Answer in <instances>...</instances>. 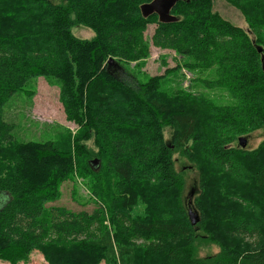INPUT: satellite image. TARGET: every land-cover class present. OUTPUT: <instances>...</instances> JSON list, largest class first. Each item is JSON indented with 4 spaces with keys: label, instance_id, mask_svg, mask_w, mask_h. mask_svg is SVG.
Here are the masks:
<instances>
[{
    "label": "trees",
    "instance_id": "trees-1",
    "mask_svg": "<svg viewBox=\"0 0 264 264\" xmlns=\"http://www.w3.org/2000/svg\"><path fill=\"white\" fill-rule=\"evenodd\" d=\"M152 1L0 0V260L39 252L51 264H264V143L252 152L236 146L252 124L264 128V106L259 119L248 116L257 94L264 104V54L212 0H179L172 23L143 15ZM225 1L264 15V0ZM75 26L95 38H76ZM149 26L153 46L191 59L189 68L217 63L222 79L233 76L238 106L172 99L160 78L138 88L122 80L123 65L148 55ZM40 76L58 82L66 118L80 130L74 153L19 143L4 119L5 105ZM91 141L95 150L84 145ZM177 153L199 172L195 200L184 199ZM74 163L92 175L93 212L48 206L56 195L43 190L45 172ZM201 233L221 247L216 257L199 258Z\"/></svg>",
    "mask_w": 264,
    "mask_h": 264
},
{
    "label": "rangeland",
    "instance_id": "rangeland-1",
    "mask_svg": "<svg viewBox=\"0 0 264 264\" xmlns=\"http://www.w3.org/2000/svg\"><path fill=\"white\" fill-rule=\"evenodd\" d=\"M56 3L61 0H54ZM213 11L224 22L230 23L238 28H242L253 40L256 47L261 48L264 54V15L248 14L237 6L227 3L225 0H212ZM251 17V18H250ZM154 26H149L146 31V41L149 44V53L146 57L137 62L123 65V71L118 75L122 80L134 88H138V83H145L154 78H160V88L164 95L170 98L188 95L191 99H202L212 104L215 109H232L238 106L230 93V86L233 85L234 77L222 79L218 74L220 65L215 63L210 68L204 70L191 69L188 65L191 59L180 56L175 50L160 49L153 46L152 36ZM76 38L82 40H92L95 33L83 26H75L72 30ZM261 54V53H260ZM257 56V58H260ZM261 94H257V98ZM250 102V118H260L259 111L264 104L260 99ZM173 105H176L173 102ZM214 110L213 108H211ZM216 111V110H214ZM217 112V111H216ZM212 113L209 120H214L216 115ZM226 115L222 112H218ZM224 117L223 119H226ZM4 119L7 123L14 125V136L19 143H47L53 142L64 150L75 152L73 138L79 136L80 130L76 123L69 122L66 118L62 104L60 102V86L54 79L40 76L33 79L24 91L16 94L4 108ZM170 130H166L164 135L167 141L170 140ZM243 138L247 140L244 150L256 151L264 143V128L257 129L252 124ZM82 140V138H80ZM89 149L95 150L93 142L84 143ZM241 148L240 144L236 145ZM0 157L3 152L0 148ZM176 169L184 175L186 187L184 199L193 200L200 196V176L195 165L175 154ZM47 170V179L44 181L43 190L48 195H56V201L49 204V207H65L75 212H93L96 208L91 196L90 187L93 185L92 175L87 173L82 167L74 163L73 168ZM70 168V169H69ZM43 172V171H42ZM192 211V210H191ZM194 212V211H192ZM199 221V219H198ZM196 243L199 258L216 257L221 252L213 240H207L203 233ZM0 264H10L0 260ZM15 264H51L39 252H32L30 256L22 257Z\"/></svg>",
    "mask_w": 264,
    "mask_h": 264
},
{
    "label": "water",
    "instance_id": "water-1",
    "mask_svg": "<svg viewBox=\"0 0 264 264\" xmlns=\"http://www.w3.org/2000/svg\"><path fill=\"white\" fill-rule=\"evenodd\" d=\"M179 0H153L151 3L142 6V13L145 17H149L153 14H157L159 19L163 23H172L176 21L171 15L172 9L176 6ZM259 53H262V49H257ZM240 146L245 149L247 146L246 138L239 139ZM97 164V161H94ZM190 219L193 225H196L199 221L194 212H190Z\"/></svg>",
    "mask_w": 264,
    "mask_h": 264
}]
</instances>
